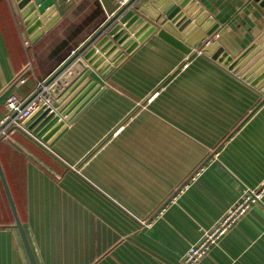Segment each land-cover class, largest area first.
I'll use <instances>...</instances> for the list:
<instances>
[{
	"label": "crops",
	"instance_id": "1",
	"mask_svg": "<svg viewBox=\"0 0 264 264\" xmlns=\"http://www.w3.org/2000/svg\"><path fill=\"white\" fill-rule=\"evenodd\" d=\"M19 1L0 0V119L9 94L27 96L117 7L51 0L53 11L35 26L27 15L37 7L23 16ZM169 1L134 0L142 20L133 32L118 44L121 23L94 40L100 50L84 60L90 73L54 99L65 124L48 141L44 106L23 122L29 133L0 141L35 264H185L187 250L249 190L259 198L196 264H264V79L251 84L202 49L206 37L233 58L251 44L264 50V6L196 0L200 13L177 33L161 24ZM161 28L182 35V48ZM0 264H31L1 179Z\"/></svg>",
	"mask_w": 264,
	"mask_h": 264
},
{
	"label": "water",
	"instance_id": "2",
	"mask_svg": "<svg viewBox=\"0 0 264 264\" xmlns=\"http://www.w3.org/2000/svg\"><path fill=\"white\" fill-rule=\"evenodd\" d=\"M259 2L261 6H264V0H256ZM51 0H20L19 5L23 7L24 15L28 14L29 11L33 7V10L27 15L28 20H34L35 26L40 25L42 20H45L54 8L49 7ZM201 7L196 2V0H170L167 4V8L164 9V19L161 24L167 23L171 24L175 31L178 33L183 32V30L188 26H190L194 19H196L197 15L200 13ZM167 12V13H166ZM132 9L126 11L119 19H117V23L113 25V27L109 30V34H113L121 23H123V27L119 28L115 34H113V38L117 40V43H121L128 36V32L132 33L133 29L137 24L141 22V18L138 17V14H132ZM131 17V18H129ZM130 19V20H129ZM130 27V24H132ZM215 27V26H214ZM214 27L210 28L208 33L214 29ZM123 29H126V32L123 33ZM151 27L149 30H152ZM123 33V34H122ZM176 33V34H177ZM122 34V35H121ZM157 34L174 44L182 48V35L172 34L164 28L157 30ZM137 35V33H135ZM141 38H139L140 40ZM91 40L84 43L82 46L77 48L75 52H73L61 65L57 67V69L50 75L49 79L53 80L50 86V94L53 99L57 100L62 92L66 90H71L73 88V83L78 79V77L83 74V78L86 77L90 73V66H88L89 62H84L87 59V56L95 51L94 48H90L91 50L88 53H84L83 48L90 42ZM216 41L209 42L202 49L203 51L211 54L214 58H219V60H223V63L226 64L230 69H233L238 75L242 78H245L251 84H256L259 81L264 79V50L259 51L257 53L251 52L253 49V44L249 45L241 54L236 56L235 58L226 55L223 53L222 48L217 45ZM130 46L127 50L129 51ZM107 47V45H106ZM105 47V48H106ZM126 47V46H125ZM103 48V49H105ZM115 47H112V49ZM102 49V50H103ZM185 49V48H183ZM259 50V49H258ZM257 51V50H256ZM255 55V56H254ZM61 85V86H60ZM60 86V89H58ZM61 107L56 108V111L52 113H47L45 118V126L44 132L41 136L42 141H48L51 135H53L57 130H59L65 123L62 118L65 113H62ZM0 179L3 184L4 190L6 192L10 207L12 209L15 224L21 234L25 249L27 251L29 260L31 264H35L33 260V256L27 244V240L25 238V234L23 231V227L20 219L17 216L15 205L11 198L9 188L7 182L5 180V176L0 166Z\"/></svg>",
	"mask_w": 264,
	"mask_h": 264
},
{
	"label": "built area",
	"instance_id": "3",
	"mask_svg": "<svg viewBox=\"0 0 264 264\" xmlns=\"http://www.w3.org/2000/svg\"><path fill=\"white\" fill-rule=\"evenodd\" d=\"M134 0H117L116 11L113 12L106 21H104L97 29L96 34L88 45L93 46L96 51L100 50L99 47L94 43L96 39L106 38L109 36V30L117 23L119 19L126 11L132 8ZM111 35V34H110ZM215 36V35H214ZM213 36V37H214ZM210 38L203 39V46L211 42ZM75 52V50H73ZM72 52V53H73ZM50 75L42 80L37 81L35 87L25 97H19L13 93L9 94L4 102L6 112L0 119V141L9 140L14 130H22L28 132L24 127L23 122L41 106H44L47 112L56 111L54 99L50 94V86L53 80L49 79ZM16 81H24L21 75L15 77ZM187 182L181 184L173 191L171 198H175L176 194H179L183 189L187 187ZM264 189V184L260 190ZM260 191L249 190L245 197L235 204L233 208H230L225 216L214 226V228L205 236L200 239L196 244L191 246L184 256L185 264H196L205 254L210 244L215 238L222 233L227 224L243 214L248 206L250 200L259 198Z\"/></svg>",
	"mask_w": 264,
	"mask_h": 264
},
{
	"label": "trees",
	"instance_id": "4",
	"mask_svg": "<svg viewBox=\"0 0 264 264\" xmlns=\"http://www.w3.org/2000/svg\"><path fill=\"white\" fill-rule=\"evenodd\" d=\"M1 141H3V140H1Z\"/></svg>",
	"mask_w": 264,
	"mask_h": 264
},
{
	"label": "rangeland",
	"instance_id": "5",
	"mask_svg": "<svg viewBox=\"0 0 264 264\" xmlns=\"http://www.w3.org/2000/svg\"><path fill=\"white\" fill-rule=\"evenodd\" d=\"M114 33V32H113Z\"/></svg>",
	"mask_w": 264,
	"mask_h": 264
}]
</instances>
